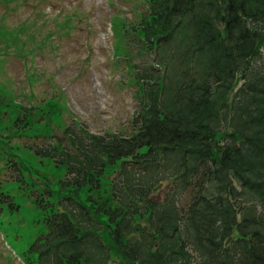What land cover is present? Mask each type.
Returning <instances> with one entry per match:
<instances>
[{
	"label": "trees",
	"instance_id": "trees-1",
	"mask_svg": "<svg viewBox=\"0 0 264 264\" xmlns=\"http://www.w3.org/2000/svg\"><path fill=\"white\" fill-rule=\"evenodd\" d=\"M136 3L137 23L111 27L115 51L152 61L131 80L133 131L73 122L66 145L33 144L65 176L44 180L45 233L29 252L36 264H264V0ZM22 108L16 133L32 123Z\"/></svg>",
	"mask_w": 264,
	"mask_h": 264
},
{
	"label": "rangeland",
	"instance_id": "rangeland-1",
	"mask_svg": "<svg viewBox=\"0 0 264 264\" xmlns=\"http://www.w3.org/2000/svg\"><path fill=\"white\" fill-rule=\"evenodd\" d=\"M136 2L0 0V181L8 193L0 196V264H36L29 248L45 226L35 201L45 178L56 189L65 176V167L36 156L33 144L66 145L62 134L73 122L96 134L133 131L138 99L131 80L135 68L152 61L135 56L126 43L115 51L119 43L111 27L114 17L126 27L137 23L142 9ZM22 107L32 108V123L16 133L13 123ZM40 115L45 120L33 123ZM16 168L24 182H18Z\"/></svg>",
	"mask_w": 264,
	"mask_h": 264
}]
</instances>
